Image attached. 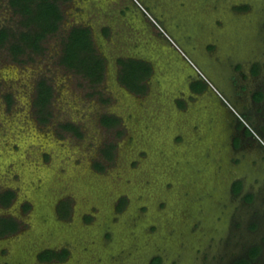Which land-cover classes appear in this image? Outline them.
Returning <instances> with one entry per match:
<instances>
[{
  "label": "rangeland",
  "instance_id": "rangeland-1",
  "mask_svg": "<svg viewBox=\"0 0 264 264\" xmlns=\"http://www.w3.org/2000/svg\"><path fill=\"white\" fill-rule=\"evenodd\" d=\"M62 9L41 53L19 62L0 50V193L16 192L0 217L20 223L0 237V264H233L260 245L254 264H264V90L255 92L264 89V0H69ZM18 21L1 0L0 28ZM74 25L91 28L106 59L98 87L60 63ZM119 58L152 65L144 94L120 82ZM193 70L202 80L191 86ZM41 78L53 87L46 123L34 104ZM235 111L258 136L243 143ZM104 114L119 125H103ZM46 249L70 254L42 261Z\"/></svg>",
  "mask_w": 264,
  "mask_h": 264
},
{
  "label": "trees",
  "instance_id": "trees-1",
  "mask_svg": "<svg viewBox=\"0 0 264 264\" xmlns=\"http://www.w3.org/2000/svg\"><path fill=\"white\" fill-rule=\"evenodd\" d=\"M1 1V0H0ZM9 5L15 15L19 16V29L3 26L0 28V50L8 48L13 59L21 61L20 56L27 51L41 53L44 49L42 43L49 36L56 34L64 20L62 4L69 0H8ZM120 65L119 80L131 91L144 94L148 85L146 80L153 72L152 65L141 59L119 58ZM60 63L68 70L83 75L92 87H98L105 79L106 59L99 52L94 41L92 30L89 26L74 25L66 38L63 40V50ZM201 90V89H199ZM202 91V90H201ZM53 97V87L45 78L37 82L34 104L39 114V120L43 123L49 121L51 111L49 110ZM9 104L12 103L10 95L7 96ZM120 118L114 115L104 114L101 123L109 128L116 127L120 123ZM63 127L74 131L82 136V132L73 123H65ZM248 133H251L247 130ZM121 133V132H120ZM253 133V132H252ZM116 145L106 144L103 153L110 161L114 160ZM99 170L105 167L102 163L96 164ZM242 182V181H237ZM235 182V183H237ZM234 191L239 192V190ZM242 188V187H241ZM236 192V193H237ZM16 198V192L8 189L0 193V204L8 207ZM125 199L121 201L119 209L125 204ZM30 205L26 206L28 209ZM61 216L68 217L71 213L70 202L64 201L59 206ZM20 223L12 216L0 217V237L8 236L18 232ZM259 246L253 247L249 251V256L236 260L233 264H254V260L260 254ZM68 249L54 250L46 249L39 254L42 261H64L69 256ZM161 257H156L152 264H159Z\"/></svg>",
  "mask_w": 264,
  "mask_h": 264
},
{
  "label": "flooded vegetation",
  "instance_id": "flooded-vegetation-1",
  "mask_svg": "<svg viewBox=\"0 0 264 264\" xmlns=\"http://www.w3.org/2000/svg\"><path fill=\"white\" fill-rule=\"evenodd\" d=\"M192 71V70H191ZM190 76H191V86H192V84L193 83H195L196 81H201L202 79H201V77H200V75L198 74V72L196 71V70H193V72H192V74H190ZM208 89H205V90H202L201 92H197V93H204V92H206ZM195 93V92H194ZM234 121H235V124H236V126L238 127V129L242 132V135H240V136H245L246 138H250V136L248 135V133L246 132V129H244V128H242V126H241V124L239 123V121L236 119V117H234ZM247 140V139H246ZM255 142V141H254ZM244 143V142H243ZM242 143V144H243ZM258 146H260V145H258ZM237 147V146H236ZM239 147V146H238ZM262 153L264 154V150H263V148H262Z\"/></svg>",
  "mask_w": 264,
  "mask_h": 264
},
{
  "label": "crops",
  "instance_id": "crops-1",
  "mask_svg": "<svg viewBox=\"0 0 264 264\" xmlns=\"http://www.w3.org/2000/svg\"><path fill=\"white\" fill-rule=\"evenodd\" d=\"M263 90H264V89L260 88L259 90L255 91V92L263 91ZM193 91L197 94V91H195V90H193ZM255 92H252V93H251V96H252V97H253V94H254ZM254 95H255V94H254ZM243 100H244V99H243ZM245 109H246V108H245ZM243 111H245V110H243ZM234 117H235V116H234ZM236 119H237V117H236ZM238 121H239V123H240V120H239V119H238ZM244 129H246V132H248V131H247V130H248V127L244 126ZM248 135H249L250 138H251V137L253 136V133H251V135L248 133ZM242 139H243V142H244V141H246L247 138H246L245 136H242ZM254 141H255V140H254ZM259 247L261 248V252H262V248H263L262 245H260ZM261 252H260V253H261Z\"/></svg>",
  "mask_w": 264,
  "mask_h": 264
},
{
  "label": "built area",
  "instance_id": "built-area-1",
  "mask_svg": "<svg viewBox=\"0 0 264 264\" xmlns=\"http://www.w3.org/2000/svg\"><path fill=\"white\" fill-rule=\"evenodd\" d=\"M237 113V112H236ZM237 115L239 116V118L242 120V121H244L245 123H246V125L248 126V123L245 121V119L240 115V114H238L237 113ZM255 134H256V132L255 131H253ZM257 135V134H256Z\"/></svg>",
  "mask_w": 264,
  "mask_h": 264
},
{
  "label": "clouds",
  "instance_id": "clouds-1",
  "mask_svg": "<svg viewBox=\"0 0 264 264\" xmlns=\"http://www.w3.org/2000/svg\"><path fill=\"white\" fill-rule=\"evenodd\" d=\"M236 112V111H235ZM241 120V119H240ZM247 126V125H246ZM248 127V126H247ZM257 134V133H256ZM254 132H253V135H255V136H258V135H256Z\"/></svg>",
  "mask_w": 264,
  "mask_h": 264
}]
</instances>
